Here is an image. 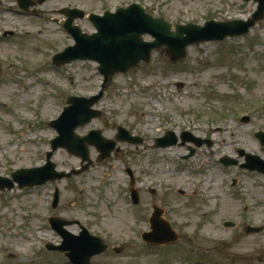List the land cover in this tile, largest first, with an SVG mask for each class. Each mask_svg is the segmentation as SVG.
Wrapping results in <instances>:
<instances>
[{
  "label": "rangeland",
  "instance_id": "obj_1",
  "mask_svg": "<svg viewBox=\"0 0 264 264\" xmlns=\"http://www.w3.org/2000/svg\"><path fill=\"white\" fill-rule=\"evenodd\" d=\"M3 3L0 177L9 179L17 171L45 166L51 142L58 137L51 123L61 121L67 100L97 95L103 84L96 63L51 64L54 55L75 45L63 31L66 17L60 10L102 15L140 4L173 25L247 21L258 10V3L243 0H51L39 8L42 16L28 17L17 14V0ZM73 16L85 33L95 32L88 18ZM177 64L158 52L150 64L117 75L95 107L102 117L77 131L84 137L100 130L113 139L123 127L142 136L144 145L119 143L120 153L104 162L92 149L95 163L79 176L0 191V264H68L60 253L47 250L48 244H62L50 225L52 218L80 221L110 245L93 264H264V232L244 231L246 224L264 226V178L220 163L226 156L238 157L239 150L264 159L254 138L264 131V20L246 36L189 47ZM7 87L13 92H4ZM243 116L250 117L246 124L240 122ZM183 131L215 145L196 149L187 161V147L193 144L155 148L156 138ZM52 162L63 172L82 168V161L64 150L54 153ZM130 169L138 206L130 200ZM57 190L60 201L54 210ZM154 207L165 210L163 218L179 235L176 243L166 245L170 247L143 242ZM226 222L236 227L227 228ZM69 231L78 233L79 227Z\"/></svg>",
  "mask_w": 264,
  "mask_h": 264
},
{
  "label": "water",
  "instance_id": "obj_2",
  "mask_svg": "<svg viewBox=\"0 0 264 264\" xmlns=\"http://www.w3.org/2000/svg\"><path fill=\"white\" fill-rule=\"evenodd\" d=\"M45 0H42V4ZM259 2V11L253 20L245 23L235 21L232 23H216L211 22L206 27L197 26L173 27L164 20H154L151 15L145 13V8L141 5H133L128 10H118L115 15L106 13V17L100 18L91 16L90 21L99 31L98 35L89 37L78 27H73V19L66 25L67 30L76 40V46L69 48L64 54L56 56L54 62L56 65H65L73 61H97L102 64L100 71L108 79L109 76L124 72L127 73L131 67H135L139 62H149L151 54L154 50H167L173 60L184 58L186 56L187 47L189 45L208 42L223 41L228 37L241 36L249 32L256 22L264 19V0H256ZM22 7V0H19ZM175 30V33H172ZM145 34L152 35L156 42L153 44L143 43L142 37ZM185 35H187L185 37ZM107 83L109 81H106ZM103 92L92 99L70 98L67 103L71 104L66 109L60 122H53L52 126L58 130L60 137L52 143L53 151L59 148H66L70 153L83 158L84 162L89 161V149L85 145L94 144L98 148L99 145L88 141L85 138H79L75 135V130L80 126L88 124L93 118L100 115L91 108L102 98ZM68 120V124L62 126L63 120ZM70 123V124H69ZM169 144H161V146H171L177 143V138H173ZM264 144V133L257 136ZM170 141V140H165ZM114 148L104 150V156L110 155ZM53 152L48 154L47 165L41 169L22 170L13 175V180L0 178V190L13 189L15 183L20 188L44 185L47 182H55L65 177H70L65 173H58L56 165L51 162ZM90 162V161H89ZM225 165H230L224 160ZM259 166L258 158L248 157V164L244 168L255 169ZM88 167H85V170ZM58 204V193L55 196L54 207ZM161 211H157L155 225H153V235H145L144 239L149 238L163 239V242H173L177 240V235L173 232L171 226L162 221ZM55 228L65 239V246L61 250H68V256L74 264H91V259L106 251L107 247L100 239L94 238L86 234L81 238L74 237L64 229L66 223L61 220H52Z\"/></svg>",
  "mask_w": 264,
  "mask_h": 264
},
{
  "label": "bare ground",
  "instance_id": "obj_3",
  "mask_svg": "<svg viewBox=\"0 0 264 264\" xmlns=\"http://www.w3.org/2000/svg\"><path fill=\"white\" fill-rule=\"evenodd\" d=\"M4 87H6V85H4ZM4 92H6L7 94H9V93H12L13 91H12L11 87H7ZM22 95L19 92H17V94H16V96H18L19 98H23L24 95L23 96ZM25 97H27V96H25Z\"/></svg>",
  "mask_w": 264,
  "mask_h": 264
},
{
  "label": "flooded vegetation",
  "instance_id": "obj_4",
  "mask_svg": "<svg viewBox=\"0 0 264 264\" xmlns=\"http://www.w3.org/2000/svg\"><path fill=\"white\" fill-rule=\"evenodd\" d=\"M1 6H2V5H1ZM32 11H33V13H37L38 10H37V9H35V10L32 9ZM191 136H192V135H191ZM189 137H190V136H189ZM204 139H205V141L209 140L208 138H204ZM195 152H196V151H195ZM235 184H237V182H235Z\"/></svg>",
  "mask_w": 264,
  "mask_h": 264
}]
</instances>
